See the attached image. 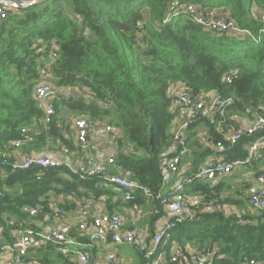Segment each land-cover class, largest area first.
<instances>
[{"label":"trees","instance_id":"16d2710c","mask_svg":"<svg viewBox=\"0 0 264 264\" xmlns=\"http://www.w3.org/2000/svg\"><path fill=\"white\" fill-rule=\"evenodd\" d=\"M188 3L203 14L224 16L237 30L217 31L206 21L197 22L184 7ZM4 9L6 15L0 18V158L18 138L25 147L35 148L51 140L67 142L60 107L91 120L106 119L118 132V147H132L118 152L113 166L129 171L132 181L149 189L159 210L157 217L170 194L164 188L174 183L163 184L160 157L170 146L171 109L178 90L213 91L216 100L234 97L225 110L229 115L264 112V0H40ZM41 67L47 68V75L40 74ZM42 82L57 88L76 87L80 93L74 99H56L55 114L47 125L41 122L44 109L33 93ZM202 121L210 126L211 141L225 144L208 118L197 116L189 125ZM32 125L38 133L25 138L21 129ZM263 135L264 130H259L242 136L226 152L225 160H245V145ZM200 165L194 163L192 170ZM105 182L100 175L82 179L66 167L13 171L0 166V227L10 216L18 223L1 230L0 247L13 243L18 230L29 226L38 231L36 219L50 214V195L87 199L93 191L95 196L108 193L111 197L116 191ZM209 182L194 181L182 192L187 200L188 194L197 193L212 202L223 184ZM135 194V200L127 204L146 200ZM190 206L195 218L176 223L168 243L159 247L166 256L176 240L187 261L189 242L205 253L218 246L210 264H249L252 259L264 264L263 212L237 216L213 207V211H200L201 204ZM30 209L37 213L31 215ZM145 251L139 253L140 264H149ZM29 258L26 255V261Z\"/></svg>","mask_w":264,"mask_h":264},{"label":"built area","instance_id":"2783aa9c","mask_svg":"<svg viewBox=\"0 0 264 264\" xmlns=\"http://www.w3.org/2000/svg\"><path fill=\"white\" fill-rule=\"evenodd\" d=\"M30 1V0H21ZM185 9L193 18L199 23H205L211 29L217 31L223 30H237L234 23L228 21L224 16L212 15V13H201L194 4H185ZM6 11L3 5H0V18H4ZM49 64V63H48ZM42 76L47 75V68H39ZM230 81V78H226ZM34 96L37 100L42 101L46 99L44 108V115L41 118L43 124H48L55 114L56 97L64 100L70 98H77L80 93L76 87L57 88L51 86L49 83H39L34 86ZM234 97H227L226 99L216 100L215 93L209 91L205 94H195L188 89H180L176 92L171 111L174 113L173 130L170 136V150L161 155L160 160L162 164V181L167 184L173 177H176L171 186L170 195L164 199L165 207L170 213L171 219H165L152 233L150 245L146 248L144 258L149 261V264H180V259L183 250L178 245L171 246V252L166 257L164 251L159 249L164 246L170 239V230L176 223H182L186 220L195 218V212L192 210L190 203L183 194L185 187L194 181H214L220 177L231 173L243 163L249 161L253 154L264 148V135L253 141L248 147V156L245 160H224L213 159L210 162L201 164L197 169L190 170L185 176H177L179 174L180 163L182 157L186 154L188 141L184 132L189 126L191 120L197 116L207 118L212 115L222 116L226 107L234 103ZM97 121L90 118L79 117L73 122L75 128L76 139L78 144L85 148L88 145V132L90 128L94 127ZM103 129L107 133V144L112 151L118 148V132L111 124L104 123ZM264 130V112L258 113L250 125L243 129H239L230 135H223V140L215 143V147L223 152L230 151L237 141L244 135L253 134L256 131ZM22 134L25 138H29L32 134H37V128L32 125L29 128H22ZM23 139L18 138L11 142L13 148H20ZM12 155L1 153L0 166H9L13 171H27L34 168L41 169H55L66 167L73 174H77L80 178L92 177L100 175L106 183L114 185L117 190L111 198L112 203H128L136 198L138 189L148 196L152 197L151 192L147 187H140L127 175L111 173L107 166L114 163V156L106 157L102 162L94 165L77 164L71 165L56 158L54 155H36L30 152H21L16 158ZM258 188L254 191L247 192L243 196L248 205L255 211L264 213V170L257 175ZM3 196V190L0 189V197ZM223 193H219L213 199V210L222 212L224 210ZM93 199H86L80 208L78 216V229L84 230L88 223L93 228L88 236L89 246L92 247L97 243L106 244H127L137 245L139 239L136 233L132 230L123 229V223L120 215L116 212L102 213L95 216L90 215L92 209ZM131 209L136 215L141 214V207L137 203L130 205ZM63 209L55 211L54 215L62 216ZM29 213L35 215L36 209H30ZM264 220V219H263ZM243 222V221H242ZM52 243L56 246L58 252L69 262L75 264H122L116 258H111L107 262H100L93 260L92 254L87 249H82L81 245L69 237L64 231L39 230L35 231L32 228H25L20 232L15 241L11 244H5L0 247V261L3 264H26V255L33 245H43ZM167 258V259H166ZM190 264H210L206 253L193 246L189 251ZM30 264V263H29ZM249 264H257L253 259Z\"/></svg>","mask_w":264,"mask_h":264},{"label":"crops","instance_id":"0c3cea01","mask_svg":"<svg viewBox=\"0 0 264 264\" xmlns=\"http://www.w3.org/2000/svg\"><path fill=\"white\" fill-rule=\"evenodd\" d=\"M6 7V6H5ZM59 100V97H56ZM61 100V99H60ZM42 108H45L46 99L39 101ZM59 117L64 121L63 126L68 128L67 133L64 131L63 135L67 138V142L64 141H53L51 140L46 145L35 148L34 146L25 147L22 145L20 148L10 147L9 155H12V158H16L21 152H30L36 155H45L51 154L56 158L61 159L63 162L69 163L71 165L85 164V165H94L102 162L106 157L110 155L115 158L118 152L130 151L132 150L131 146H122L118 147L116 151H112L107 144L108 135L103 129V124L107 123V120H94L97 121V124L90 128L88 132V145L85 148H82L76 139L75 128L73 122L76 118L86 116L79 115L70 111L67 108H59ZM229 111H225L222 116L212 115L207 117L209 122L214 126V130L223 135H230L236 130L243 129L250 125L255 119L257 112H252L249 115H241L238 113L229 115ZM173 124V123H172ZM186 138L188 139L187 151L186 154L182 157L180 163L179 174L177 176H185L193 168V164H204L210 162L213 159H226L227 153L221 151L219 148L215 147V144L211 141V130L210 126L205 122H200L197 124L189 125V127L184 132ZM247 143L246 149L248 150ZM128 146V147H127ZM169 152L170 147L167 148ZM109 169L117 174H126V171H123L120 167H114L113 164L107 166ZM264 170V148L260 149L258 152L252 155L249 161L243 163L238 168L233 170L231 173L220 177L217 180L210 181L209 183L214 186L219 183L223 184V190L221 193L225 195L227 202H224V210L222 211L225 215H245L247 212L254 216V213L261 214L259 211L253 210L243 197L247 192L254 191L258 188L257 174ZM63 176L69 177L67 173H62ZM131 175V174H130ZM129 175V177H130ZM6 176L5 170L1 172V178L4 179ZM176 177H173L172 180H175ZM105 186L113 191H116L117 188L109 183H104ZM99 183L97 186H101ZM171 188V187H170ZM170 188L165 187L164 192L171 191ZM142 190L138 189L137 193L143 195L146 200L139 206L142 211L140 215L131 209L130 205L127 203H119L114 205L110 200V196L107 194H101L99 196L93 195L92 199L93 205L90 210V215L95 216L102 213L116 212L120 215L123 223V229L132 230L136 233L139 244L137 245H127V244H106V243H97L94 246H89L88 236L93 229L91 224L88 223L87 227L84 230L78 229V216L79 211L82 206V203L86 200L80 198L73 194L66 195H57L53 194L47 198V204L50 209V214H45L42 217L36 219L37 225L36 229L39 230H52L56 229L58 231H64L69 237L77 241L82 249H87L92 254L93 260L100 262H107L111 258H116L122 264H140L139 253L143 249L145 250L150 245V239L153 231L162 223L165 219L170 218V213L167 211L165 205L162 207V215L155 216L158 214L159 210L156 208L155 203L153 202V197L146 196ZM168 193V192H167ZM170 195V194H169ZM168 195V196H169ZM167 196V197H168ZM188 201L190 205L199 206L201 204L200 211H213L211 201H204L202 196H199L197 193H190ZM159 195L155 198H158ZM91 198V197H90ZM87 198V199H90ZM224 199V200H225ZM230 199V200H229ZM109 200V201H108ZM240 201V202H239ZM63 202L67 203L69 208H65ZM39 207H42L39 205ZM200 207V206H199ZM63 209L62 216L54 215L55 211L58 209ZM26 210V209H25ZM221 212V211H220ZM255 222L256 220H252ZM264 222V220H262ZM27 224H30L28 222ZM18 225L14 216L6 218L2 227H0V232L3 228L7 226ZM26 227V226H25ZM31 228V227H26ZM24 230V229H23ZM18 230L16 237L20 234L21 231ZM178 245L176 240H172L170 246ZM188 252L193 247V243L187 242L185 245ZM218 246L213 245L212 250L209 253H206L208 261L210 263V258L217 251ZM28 257L30 264H45L46 259L49 260V264H75L69 261L64 260L58 250L53 247H50L49 244L43 245H33L28 251ZM166 256V255H165ZM167 257V256H166ZM183 254L180 259V264H190L189 259H182ZM35 258V259H33ZM26 263V264H29ZM0 264H3L0 261Z\"/></svg>","mask_w":264,"mask_h":264},{"label":"water","instance_id":"95a60500","mask_svg":"<svg viewBox=\"0 0 264 264\" xmlns=\"http://www.w3.org/2000/svg\"><path fill=\"white\" fill-rule=\"evenodd\" d=\"M40 0H30V1H21V0H0V5L6 7H15V8H23L30 6Z\"/></svg>","mask_w":264,"mask_h":264},{"label":"rangeland","instance_id":"374dc122","mask_svg":"<svg viewBox=\"0 0 264 264\" xmlns=\"http://www.w3.org/2000/svg\"><path fill=\"white\" fill-rule=\"evenodd\" d=\"M51 86H52V87H54V85H53L52 83H51ZM54 88H55V89H57V87H56V86H55Z\"/></svg>","mask_w":264,"mask_h":264}]
</instances>
